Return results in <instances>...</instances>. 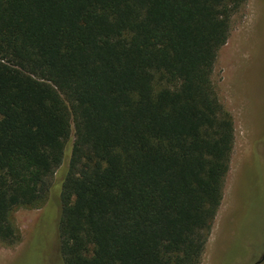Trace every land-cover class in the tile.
<instances>
[{"label":"trees","instance_id":"trees-1","mask_svg":"<svg viewBox=\"0 0 264 264\" xmlns=\"http://www.w3.org/2000/svg\"><path fill=\"white\" fill-rule=\"evenodd\" d=\"M247 1L0 0V243L69 157L63 264H201L235 143L212 78Z\"/></svg>","mask_w":264,"mask_h":264},{"label":"rangeland","instance_id":"rangeland-1","mask_svg":"<svg viewBox=\"0 0 264 264\" xmlns=\"http://www.w3.org/2000/svg\"><path fill=\"white\" fill-rule=\"evenodd\" d=\"M212 80L233 119L235 143L201 264H264V0H248L233 18ZM68 163L51 179L44 204L12 213L20 239L0 243V264H63L58 219Z\"/></svg>","mask_w":264,"mask_h":264},{"label":"water","instance_id":"water-1","mask_svg":"<svg viewBox=\"0 0 264 264\" xmlns=\"http://www.w3.org/2000/svg\"><path fill=\"white\" fill-rule=\"evenodd\" d=\"M263 260H264V256H263V258H262Z\"/></svg>","mask_w":264,"mask_h":264},{"label":"flooded vegetation","instance_id":"flooded-vegetation-1","mask_svg":"<svg viewBox=\"0 0 264 264\" xmlns=\"http://www.w3.org/2000/svg\"><path fill=\"white\" fill-rule=\"evenodd\" d=\"M264 262V261H263Z\"/></svg>","mask_w":264,"mask_h":264}]
</instances>
